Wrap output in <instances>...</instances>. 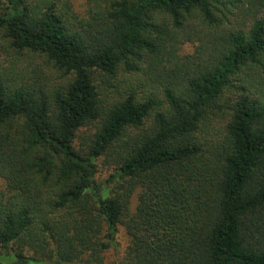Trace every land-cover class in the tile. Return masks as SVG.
Wrapping results in <instances>:
<instances>
[{"label": "trees", "instance_id": "obj_1", "mask_svg": "<svg viewBox=\"0 0 264 264\" xmlns=\"http://www.w3.org/2000/svg\"><path fill=\"white\" fill-rule=\"evenodd\" d=\"M72 4L0 0L10 47L72 76L0 68V260L104 264L124 226L120 264H264V0Z\"/></svg>", "mask_w": 264, "mask_h": 264}, {"label": "rangeland", "instance_id": "obj_2", "mask_svg": "<svg viewBox=\"0 0 264 264\" xmlns=\"http://www.w3.org/2000/svg\"><path fill=\"white\" fill-rule=\"evenodd\" d=\"M72 8L74 14L80 19L85 16L88 10V0H71ZM198 36L195 35L196 39L195 45H200V40ZM192 43H185L183 45L181 53L186 55V53H193L195 51V46ZM5 67L7 70L12 72V74H17L19 76H24L25 78H30L32 82H41L48 83L50 87L55 86L59 87L69 82L71 75H67L63 71L55 69L53 64L48 61L45 56L42 55H32L29 53H19L10 47L9 42L5 39L0 33V68ZM115 83L119 86L120 91H125L128 86L134 84L139 85L140 89L144 88L145 90L155 89V85L152 84V81L148 76H145L143 73H131L124 70V68L119 69L117 79ZM114 90H116L115 87ZM108 97L106 99L113 101L119 94L116 92L107 93ZM99 174L98 180L102 181L107 178L109 174L113 171L112 167H108L102 164L100 161L99 165ZM7 191V181L0 174V192ZM117 241L119 243L117 249H111L105 254L104 264H120L121 259L123 258L124 252L128 246L129 239L126 234V229L124 226L120 227L119 233L117 235ZM18 248L16 244H11L10 252H14ZM34 252L30 249L25 250V254L32 256ZM36 255V258L40 259L39 262L33 261V264H57L55 258H48V256ZM39 256V257H38ZM0 264H17L8 259H1ZM73 264H87L84 261Z\"/></svg>", "mask_w": 264, "mask_h": 264}]
</instances>
